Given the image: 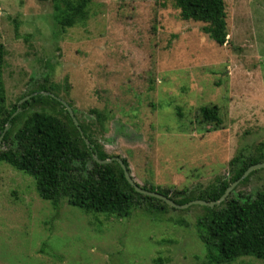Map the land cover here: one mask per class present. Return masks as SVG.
Listing matches in <instances>:
<instances>
[{
    "label": "rangeland",
    "instance_id": "374dc122",
    "mask_svg": "<svg viewBox=\"0 0 264 264\" xmlns=\"http://www.w3.org/2000/svg\"><path fill=\"white\" fill-rule=\"evenodd\" d=\"M224 1L227 42L217 45L172 0H91L87 18L65 30L51 0H0L5 105L54 87L141 186L196 189L228 176L237 152L264 141V0ZM212 104L216 128L198 122ZM40 107L55 108L32 109ZM92 108L108 112L104 129ZM262 185L259 168L234 193ZM202 213L192 204L156 219L141 208L116 218L65 202L56 211L30 176L0 162V264H201Z\"/></svg>",
    "mask_w": 264,
    "mask_h": 264
},
{
    "label": "trees",
    "instance_id": "16d2710c",
    "mask_svg": "<svg viewBox=\"0 0 264 264\" xmlns=\"http://www.w3.org/2000/svg\"><path fill=\"white\" fill-rule=\"evenodd\" d=\"M51 1L54 21L65 30L87 18V6L91 0ZM172 2L180 19L201 22V30L217 45L227 42L224 0ZM4 56L5 49L0 42V134L8 125L0 143V162L30 176L38 196L49 201L56 211L65 202L86 213L126 218L134 209L141 208L146 215L156 219L168 208L173 209L161 199L135 191L125 179L117 160L97 163L93 159V153L100 159L118 156L106 153L94 135L96 132L91 123L76 117L82 137L64 105L54 97L57 96L54 87L38 85L7 107L2 78ZM44 91L54 96L44 94ZM27 95L31 96L18 103ZM44 102L55 108L49 111L42 107L32 109ZM90 112L94 115L93 125L104 129L108 112L98 108H92ZM218 112L215 104L201 106L197 113L198 122L216 128L220 122ZM121 159L129 171L126 159ZM261 161H264V141L258 142L252 151L237 152L228 161V176L216 177L204 187H142L168 196L179 204L191 199L212 201L218 199L249 165ZM256 170L241 179L219 204L212 207L198 205L203 213L196 219L194 232L203 245L201 264H231L244 256L264 259V185L251 193H234L236 187L247 182Z\"/></svg>",
    "mask_w": 264,
    "mask_h": 264
},
{
    "label": "water",
    "instance_id": "95a60500",
    "mask_svg": "<svg viewBox=\"0 0 264 264\" xmlns=\"http://www.w3.org/2000/svg\"><path fill=\"white\" fill-rule=\"evenodd\" d=\"M44 94H50L52 96H54L52 93L50 92H46L44 91L43 92ZM31 95H27L25 97H23L22 99H20V102H22L23 100L29 98ZM56 99H58L63 105L64 107L66 108L67 112L69 113L73 123L75 124V126L77 127V129L79 130L80 134L82 135V137H84L83 133H82V130L79 126V123H78V120L76 118V116L74 115V112L71 108V106L64 100L60 99L59 97L57 96H54ZM18 111V109L16 111L13 112L12 116L14 114H16ZM8 125L5 126L4 130L2 131V133L0 134V143H1V139L4 135V132L6 131ZM85 139V142L88 143V141ZM93 159L97 162V163H108V162H111L113 159L117 160L118 163L120 164L121 168L123 169V174H124V177L125 179L128 181V183L130 185L133 186L134 190L139 192V193H142V194H145V195H148V196H152V197H155V198H158V199H161L162 201H164L167 205H169L170 207H173V208H185V207H188L189 205H192V204H198V205H206V206H214L216 204H219L221 201H223L227 196L228 194L230 193V191L235 187V185L241 180L243 179L244 177H246L251 171L253 170H256V169H259V168H264V161H261V162H257V163H254V164H251L249 165L245 170L244 172L242 173V175L234 180L232 183H230L226 188L225 190L223 191V193L218 197V199L216 200H212V201H206V200H203V199H192L186 203H183V204H179V203H176L174 202L172 199H170L168 196H165L157 191H151L149 189H145L143 188L141 185H139L136 181H134L132 175L130 174V172L127 170L126 168V165L123 163L122 159L120 157H110V158H105V159H100L98 158L97 154L96 153H93Z\"/></svg>",
    "mask_w": 264,
    "mask_h": 264
}]
</instances>
